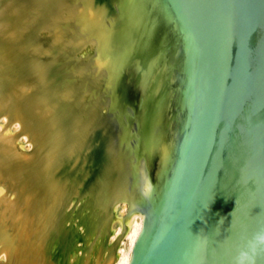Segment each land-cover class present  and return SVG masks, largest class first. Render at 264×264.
Segmentation results:
<instances>
[{
    "label": "bare ground",
    "instance_id": "1",
    "mask_svg": "<svg viewBox=\"0 0 264 264\" xmlns=\"http://www.w3.org/2000/svg\"><path fill=\"white\" fill-rule=\"evenodd\" d=\"M129 1L0 0V264L130 261L181 43Z\"/></svg>",
    "mask_w": 264,
    "mask_h": 264
},
{
    "label": "water",
    "instance_id": "2",
    "mask_svg": "<svg viewBox=\"0 0 264 264\" xmlns=\"http://www.w3.org/2000/svg\"><path fill=\"white\" fill-rule=\"evenodd\" d=\"M129 2L149 23L158 4L181 46L180 119L128 264H264V0Z\"/></svg>",
    "mask_w": 264,
    "mask_h": 264
},
{
    "label": "clouds",
    "instance_id": "3",
    "mask_svg": "<svg viewBox=\"0 0 264 264\" xmlns=\"http://www.w3.org/2000/svg\"><path fill=\"white\" fill-rule=\"evenodd\" d=\"M256 239L259 241H264V232L258 233ZM246 259V253L241 252L236 258V264H244Z\"/></svg>",
    "mask_w": 264,
    "mask_h": 264
}]
</instances>
